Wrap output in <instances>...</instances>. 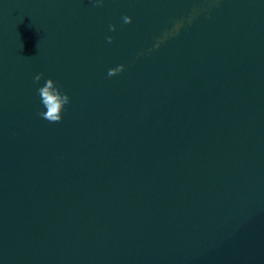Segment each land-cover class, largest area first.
<instances>
[{"label":"water","instance_id":"1","mask_svg":"<svg viewBox=\"0 0 264 264\" xmlns=\"http://www.w3.org/2000/svg\"><path fill=\"white\" fill-rule=\"evenodd\" d=\"M0 264H264V0H0Z\"/></svg>","mask_w":264,"mask_h":264},{"label":"clouds","instance_id":"2","mask_svg":"<svg viewBox=\"0 0 264 264\" xmlns=\"http://www.w3.org/2000/svg\"><path fill=\"white\" fill-rule=\"evenodd\" d=\"M95 6H101L103 4V0H93ZM123 23L129 24L132 21V17L129 15H124L122 17ZM179 25H177V28ZM115 24L109 25V31H115ZM113 37L111 35L106 36V40L108 43L113 41ZM124 65L119 64L115 67L109 68L108 76H113L121 71H123ZM43 76V73H38L34 80L35 82H39ZM38 94L41 98V103L46 108V111H41L39 115L46 119L47 121L54 123L59 122L62 119V110L64 106L70 102V97L66 92H62L60 87L56 85V82L52 78H47L46 82L43 86L37 89Z\"/></svg>","mask_w":264,"mask_h":264}]
</instances>
